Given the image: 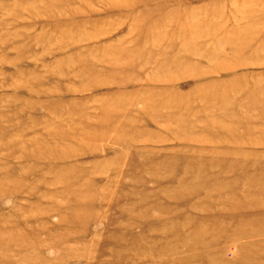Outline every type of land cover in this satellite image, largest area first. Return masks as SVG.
Instances as JSON below:
<instances>
[{
    "label": "rangeland",
    "instance_id": "obj_1",
    "mask_svg": "<svg viewBox=\"0 0 264 264\" xmlns=\"http://www.w3.org/2000/svg\"><path fill=\"white\" fill-rule=\"evenodd\" d=\"M0 264H264V0H0Z\"/></svg>",
    "mask_w": 264,
    "mask_h": 264
}]
</instances>
